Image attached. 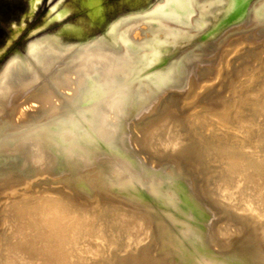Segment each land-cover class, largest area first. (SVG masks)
<instances>
[{
    "label": "bare ground",
    "instance_id": "1",
    "mask_svg": "<svg viewBox=\"0 0 264 264\" xmlns=\"http://www.w3.org/2000/svg\"><path fill=\"white\" fill-rule=\"evenodd\" d=\"M155 5L3 67L0 264H264V0Z\"/></svg>",
    "mask_w": 264,
    "mask_h": 264
},
{
    "label": "rangeland",
    "instance_id": "2",
    "mask_svg": "<svg viewBox=\"0 0 264 264\" xmlns=\"http://www.w3.org/2000/svg\"><path fill=\"white\" fill-rule=\"evenodd\" d=\"M74 1L75 0H0V73L5 64L17 53L26 56L29 53V46L32 42L43 40L49 35H56L66 24L78 22L81 20L80 17L87 15L86 10H80L78 7L77 8L80 10L79 12L72 8L68 9V7L74 5ZM124 1L126 0H105L106 14L103 25L98 24V27L92 24V27L89 23L90 30L87 34L90 36L102 35L106 30L108 21L115 20L129 12H139L145 8L152 10L154 6H156L155 4L164 0ZM64 3L65 5H63ZM217 4H222V2H217ZM222 15L221 12H218L214 15V18L219 19L223 17ZM75 17L77 18L75 19ZM228 24L222 29L223 31L221 30L217 35L229 33L233 29V32H240L241 34L252 27L243 29L241 28L243 25L237 24L236 22H230ZM231 26L232 28H230ZM227 28L230 29L227 30ZM259 32H264L263 28H261ZM209 34L210 33L204 34L202 38ZM60 36L63 40H76L85 37L84 35L77 37L72 33H61ZM214 37L216 38V36L211 38ZM257 38L264 39V33L257 35ZM194 48L197 47L194 46ZM26 97L27 95L22 97L19 101L25 100Z\"/></svg>",
    "mask_w": 264,
    "mask_h": 264
}]
</instances>
